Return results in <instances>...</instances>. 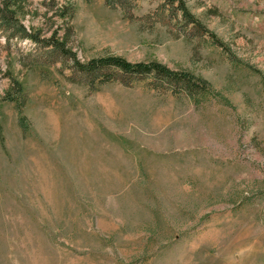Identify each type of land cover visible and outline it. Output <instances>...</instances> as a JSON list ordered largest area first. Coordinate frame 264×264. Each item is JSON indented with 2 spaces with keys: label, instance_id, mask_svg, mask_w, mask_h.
<instances>
[{
  "label": "rangeland",
  "instance_id": "1",
  "mask_svg": "<svg viewBox=\"0 0 264 264\" xmlns=\"http://www.w3.org/2000/svg\"><path fill=\"white\" fill-rule=\"evenodd\" d=\"M0 264H264V0H0Z\"/></svg>",
  "mask_w": 264,
  "mask_h": 264
}]
</instances>
